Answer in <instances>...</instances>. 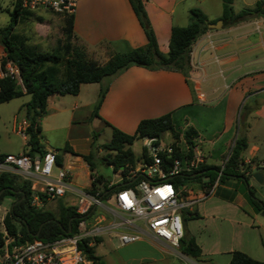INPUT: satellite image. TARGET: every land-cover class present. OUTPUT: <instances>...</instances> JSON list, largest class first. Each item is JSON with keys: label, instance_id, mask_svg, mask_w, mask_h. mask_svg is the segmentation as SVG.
Returning <instances> with one entry per match:
<instances>
[{"label": "crops", "instance_id": "obj_1", "mask_svg": "<svg viewBox=\"0 0 264 264\" xmlns=\"http://www.w3.org/2000/svg\"><path fill=\"white\" fill-rule=\"evenodd\" d=\"M239 1L242 8L234 9L235 13L261 0ZM220 6L221 0H147L144 4L158 49L163 54L169 50L172 28L189 24L190 10H200L209 24L221 20L222 14H210L211 10L217 11ZM72 16V43L81 47L89 59L99 64H105L114 54L147 44L145 32L129 0H78ZM0 53L5 55L2 44ZM190 57L191 70L187 75L170 69L149 70L132 66L113 77L105 78L103 84L102 80L100 83L81 85L75 96H49L44 116L53 119L48 125L43 123L44 116L40 119V139L47 129L52 131L63 127L59 120L62 116L66 123L63 128L73 131L74 136L65 144L72 152L64 151L66 159L62 163L48 142L46 146L41 141L40 144L45 150L57 154L60 158L58 165L71 171L74 185L88 189L91 175L81 155L89 154L91 144L96 139L94 135L82 134L79 125L90 123L98 129L109 128L110 125L133 135L141 121L170 115L175 130L181 135L189 127L196 131L195 144L199 146L204 164L210 167H219L235 140L244 139L247 147L242 154L243 161L245 164L254 163L252 171L256 169V173L262 175L263 181L259 184H264V173L258 170L264 168V17L248 18L235 25L223 23L218 30L209 29L192 44ZM101 88L107 91L94 116ZM200 95H203L202 102L199 100ZM238 114L241 124L237 136ZM209 161L218 165L212 166ZM79 170L87 179L86 183L80 185L75 180ZM255 182L250 183L248 180V187L254 189ZM238 191L239 195L236 193ZM258 194L260 198L257 199L264 201L263 188L259 189ZM213 195L230 202L239 197L241 206L246 207L256 221L259 216L264 218L251 202L247 185L242 181L224 183L215 189ZM63 199L66 204L71 201L69 197ZM192 211H185L183 217L190 216ZM188 218H183V221L186 222ZM246 228L252 232L251 241L244 240L238 248H232L228 253L229 260L232 252L239 251L256 261H264V225L258 222L257 227L248 225ZM101 242L102 239L96 247ZM139 243L147 244L158 253L168 254L169 251L160 244ZM198 246L201 255L196 260L201 264H215L203 260L201 245ZM98 264L103 262L99 259Z\"/></svg>", "mask_w": 264, "mask_h": 264}, {"label": "trees", "instance_id": "obj_2", "mask_svg": "<svg viewBox=\"0 0 264 264\" xmlns=\"http://www.w3.org/2000/svg\"><path fill=\"white\" fill-rule=\"evenodd\" d=\"M20 1L15 0L11 21L7 27L0 30V35L3 36L0 44H2L5 53L3 64L10 62L16 66L21 78V85L9 76L1 78L0 104L25 95L29 97V101L23 106L26 120L29 122L23 154L31 157L42 156L46 152L43 145L40 144L39 121L46 113L49 96L53 94L75 96L78 94L81 85L100 83L103 79L113 77L132 66L149 70L170 69L187 75L191 70V46L197 38L209 31L205 15L200 10L192 9L189 11V24L186 27L172 28L168 53L162 54L158 49L155 35L144 8L147 0H129L133 12L145 32L147 44L122 54H114L105 64H99L95 60L89 59L81 47L72 43V15L62 17L64 19L63 33L65 39L61 53L41 52L35 47L25 46L23 40L18 44L9 41L6 35L14 29L17 19L23 14L28 16L30 14V12L21 10ZM232 2L233 0H221V20L224 24L235 25L248 18L264 17V0L257 2L252 7H245L238 13L234 12ZM106 91V88H101L99 92L94 107V116L97 115V110ZM108 126L112 130V138L109 143L102 145V149L108 152L102 159L106 165L112 167L114 173L123 170L124 177L121 182L108 187L109 182H104L102 177L94 174V167L91 162L92 153L86 156L81 155L93 178L88 190L92 193H98L102 201H107L115 191L135 186V182L131 183L132 180L125 178V170L128 168L126 165L134 166V154L130 149L134 142L145 137H161L163 133H170L175 141L181 136L175 130L170 115L141 121L133 135L125 134L110 125ZM183 137L189 146H193L197 133L189 127L184 131ZM246 147L247 144L244 139L237 138L235 140L228 161L221 173L220 183L224 184L226 180L244 182L247 185L251 202L264 216V201L258 200L252 188L248 187V176L252 173L254 163H244L242 154ZM71 150L68 145L64 147L65 152H72ZM143 155H146L144 150ZM4 156L0 154V160ZM178 156V152L173 155V157ZM56 162L59 164V157H56ZM255 167L258 168V164ZM207 172L214 174L207 184L211 186L217 179L220 167L202 164L194 174L203 175ZM199 175L193 178L192 174L181 176L178 181L182 179L196 180ZM12 194L15 196V202L12 203L4 218V225L7 234L13 238L14 244H25L34 240L52 241L65 236L69 227L71 233L76 231L78 216L74 206L59 205L58 216L49 210L33 207L31 205L30 183L21 180L16 175L0 174V204L5 195ZM36 234L38 235L35 236ZM100 240H96V245ZM3 242V236L0 233V246L3 245ZM178 250L195 260L201 255V249L192 237H184L179 243ZM88 256L93 258L97 264L99 263V258L93 255L92 249L89 250ZM229 264H264V261H256L242 252L235 251L231 253Z\"/></svg>", "mask_w": 264, "mask_h": 264}, {"label": "built area", "instance_id": "obj_3", "mask_svg": "<svg viewBox=\"0 0 264 264\" xmlns=\"http://www.w3.org/2000/svg\"><path fill=\"white\" fill-rule=\"evenodd\" d=\"M77 2L21 0L20 7L30 13L43 11L63 17L73 15ZM4 58L5 55L0 53V79L9 76L21 85L18 69L10 62L3 64ZM202 98L203 95H200L201 102ZM28 127L26 119L15 122V133L27 140ZM141 140L146 155L142 163L125 176L129 180L135 179V186L113 192L107 201H102L98 193L74 185L71 171L58 166L57 154L52 150L35 157L5 155L0 160V174L16 175L30 183L33 207L42 208L45 201L69 197L76 203L71 206L75 207L78 224L75 232L70 231L63 237L25 244H14L13 238L4 229L0 264H97L88 256L89 250L94 251L97 239L113 235L120 246L144 241L160 244L174 251L184 263L198 264L178 250L184 238L183 213L192 211L196 204L214 193L231 150L219 166L215 183L209 186L198 182L199 188L194 190L178 179L185 175L192 174V178L199 175L194 172L204 164L195 140L193 146H189L183 137L180 144L172 141L168 145H163L160 137ZM175 152H178V157H173ZM56 165L59 170L54 174ZM115 177L118 179L108 183V187L120 183L124 176L116 174ZM97 208L102 209L106 216L93 217Z\"/></svg>", "mask_w": 264, "mask_h": 264}, {"label": "rangeland", "instance_id": "obj_4", "mask_svg": "<svg viewBox=\"0 0 264 264\" xmlns=\"http://www.w3.org/2000/svg\"><path fill=\"white\" fill-rule=\"evenodd\" d=\"M15 0H0V30L7 27L10 23L13 13ZM242 4L239 0H233V9H239ZM27 12V11H26ZM216 14H222V6L218 8L217 11H210V14L215 16ZM64 19L62 16L53 14L50 12H31L28 15L23 14L17 19V23L10 34L6 35L9 41L18 44L21 40L24 41L25 46L35 47L41 52L48 53H61L62 44L64 42L65 36L63 33ZM3 36L0 35V40ZM144 47V46H143ZM161 52V51H160ZM168 53V52H167ZM163 54V53H162ZM166 55V54H165ZM62 71V68H60ZM106 81L103 79L102 84ZM104 87V86H103ZM29 101L27 95L22 96L17 99H13L7 103L0 104V154L2 155H14L17 156L24 152L25 140L17 133H15V122L26 119L24 104ZM240 114H238L237 119V131L235 134L238 136V128H240ZM53 118L49 116H44V124L48 125L51 123ZM59 120L63 127L66 123L64 118L60 116ZM78 126V125H77ZM48 127V126H47ZM60 129H47L46 132L42 134L40 141L43 145L52 147L58 153L62 160L65 161L64 156V146L67 144L68 139L74 135L73 131L68 128ZM81 128V133L84 135H94L95 141L91 144L89 153H92L91 162L94 167V174L103 178L104 182H115L118 178L115 177L116 174L122 175L123 170H118L114 173L111 166H108L103 161V157L108 154L107 151L102 149V145H105L111 141L112 130L111 128L98 129L88 125H79ZM71 133H70V132ZM70 134V135H69ZM175 141L170 133H163L160 137L161 143L163 145H168L170 142L181 143V138ZM184 138V137H183ZM196 140V139H195ZM183 146V143H182ZM134 154V166L126 165L128 167L125 170V175L129 173L133 168H137L140 163H142L143 155V144L142 140L134 142L130 147ZM212 166L216 163L209 161ZM61 167L60 165H58ZM57 165L53 168V173L56 174L59 170ZM264 173V168L258 169ZM77 179H75L78 184H83L87 182V179L83 177L82 171L79 170ZM254 174L257 172L256 169L252 171ZM214 174L207 172L206 174L199 175L198 179H182L181 182L184 186L192 187L194 190L199 188V183L208 184L211 177ZM95 177V176H94ZM217 180V179H216ZM250 183H253L252 176H248ZM93 178L91 177V183ZM76 182V183H77ZM230 180H226L225 183H229ZM215 183V182H214ZM241 184V183H239ZM222 183H219V186ZM91 186V184H90ZM89 186V187H90ZM254 189L252 188L256 198H260L258 192L259 189H264V184L254 183ZM88 187V188H89ZM257 189V192L255 191ZM220 191V189H219ZM239 192H236L239 195ZM70 203V204H69ZM65 202L64 199L56 201H45L43 209L49 210L56 216H58L59 205H75V201ZM12 206V201L9 199H3L0 204V233L4 236V218L7 215L9 209ZM102 217L106 214L102 209L97 208L94 212L93 217ZM189 217L186 222L183 221L184 226V237H192L196 240L198 245H201L203 255L202 258L206 263L212 262L215 264H228L229 263V252L232 248H238L240 242L244 240L251 241L252 232L248 228V225L256 226L258 222L264 225V218L259 216L257 221L251 214H249L246 207L241 206V201L239 197L233 202L226 201L214 196L213 194L209 196L204 201L198 204L194 211L190 212L189 215H184L183 218ZM253 219V220H252ZM248 233L250 236H248ZM263 247V246H261ZM263 249V248H262ZM94 254L99 257L100 262L103 264H186L181 261L176 253L172 250L168 251V254L158 253L151 250L150 247L145 243H134L127 246H120L117 238L113 236H104L102 242L94 249ZM194 262L201 264L195 259ZM210 260V261H209Z\"/></svg>", "mask_w": 264, "mask_h": 264}, {"label": "water", "instance_id": "obj_5", "mask_svg": "<svg viewBox=\"0 0 264 264\" xmlns=\"http://www.w3.org/2000/svg\"><path fill=\"white\" fill-rule=\"evenodd\" d=\"M222 25H223V22L221 20L217 21L216 23H209L208 24V29H215V30H218V29H221L222 28ZM194 176V175H193ZM252 178L258 182V183H262L263 181V177L260 173H255L252 175ZM135 181V179H133L131 181V183H133ZM99 184V182H98ZM5 199H9L10 201L14 202L15 201V196L12 194V195H5L4 196ZM71 231V228L69 227L67 233H69ZM38 234H36L35 236H37Z\"/></svg>", "mask_w": 264, "mask_h": 264}, {"label": "flooded vegetation", "instance_id": "obj_6", "mask_svg": "<svg viewBox=\"0 0 264 264\" xmlns=\"http://www.w3.org/2000/svg\"><path fill=\"white\" fill-rule=\"evenodd\" d=\"M15 202V201H14ZM13 203V202H12Z\"/></svg>", "mask_w": 264, "mask_h": 264}]
</instances>
